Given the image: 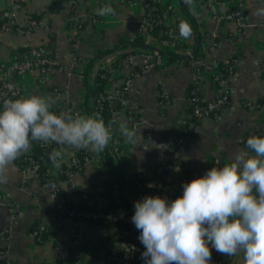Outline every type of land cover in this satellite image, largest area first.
Segmentation results:
<instances>
[{"label": "crops", "instance_id": "1", "mask_svg": "<svg viewBox=\"0 0 264 264\" xmlns=\"http://www.w3.org/2000/svg\"><path fill=\"white\" fill-rule=\"evenodd\" d=\"M99 1L78 0L81 18L73 22L68 7L64 6L55 12L49 10L52 0H20V6L13 12L15 20L21 22L30 15H37L42 22L28 33L21 28H0V64L3 67L13 65L15 51L26 44L43 46L47 58L52 62L43 76L39 77V73L34 70L17 78L23 97H49L56 101L51 109L56 113L77 111L78 114L87 115V107L93 108V99L85 98L87 85L93 84L98 67L111 66L114 60L119 61L120 56L114 51L88 65L89 59L96 50H110L122 39L132 38L142 14L141 6L137 3L104 0L115 8L116 14L103 16L104 20L94 22L90 16L98 9ZM158 1L167 8L168 5L173 6L170 14H176L180 24L190 26L187 12L193 17L202 35L198 46L199 57L184 64L183 60L172 59L169 54L163 53L162 65L130 75L132 82L120 96L130 102L132 108L129 110L120 104L119 107L115 106L118 107L114 110L117 122L111 126L113 138L107 147L121 156L123 167L128 173L144 171L150 179L158 177L163 163L169 160L170 152L178 147L180 158L176 178L190 175L195 179L203 176L211 167H222L229 163L238 150H246V140L250 135H264V105L256 103L264 92V15H254V12L264 8V0H215L214 7H210L205 0H193L191 5L185 2L180 5L178 0ZM10 7V0H0V18L8 17V23ZM236 7L243 12L242 24L221 17ZM161 32H158L161 39L150 34L144 38V43L149 48L161 51L192 49L191 36L183 46L174 48L171 39ZM138 51L136 49L127 55L133 57L132 63L124 61L125 56L120 60V68H111L116 71L113 75L109 74L110 80L104 86L107 94L120 87L118 81L131 73L132 68L140 67ZM234 54L237 59L234 73L216 86L209 67L225 64ZM9 74L10 79L16 78L10 70ZM189 84L196 86L199 97L207 103L219 102L218 108L223 100L230 104L221 107L214 118L198 113L197 123L188 126L186 129L189 132H185L183 125L189 117V101L184 94ZM242 100L245 104L240 103ZM3 104H0V110ZM133 105L140 110L141 121L135 129L141 130L143 141L146 143L151 140L166 148L158 149L149 145L150 150L144 151L139 146V139L136 146L125 143L119 125L127 121L129 129H134L131 112L136 107ZM177 135L183 138L179 144L177 141L181 139L177 140ZM78 150L67 145H57L53 149L61 151L60 162L66 165H69L71 153H77ZM84 150L89 153L84 167L69 180L77 183L81 190L90 191L92 196L102 197L104 175L97 171L100 152ZM57 168L51 160L48 162V170L55 177L59 171ZM7 177L6 183H0V247L4 249L3 256L11 264H56L57 258L66 257L60 245L74 231L73 222L65 219L59 228L47 226L48 237L45 241H35L31 231L52 209L54 201L51 194L38 181L31 167L19 169L14 162ZM69 180L59 179L64 187L68 186ZM94 203L99 205L96 201ZM8 206L12 207L11 212L6 208ZM80 233L92 244L104 236L97 225L90 223H83ZM94 254L98 259L99 252ZM226 264H244L243 253L233 256Z\"/></svg>", "mask_w": 264, "mask_h": 264}, {"label": "clouds", "instance_id": "2", "mask_svg": "<svg viewBox=\"0 0 264 264\" xmlns=\"http://www.w3.org/2000/svg\"><path fill=\"white\" fill-rule=\"evenodd\" d=\"M191 5L193 0H184ZM109 4L97 15L112 16ZM264 15V8L254 12ZM180 34L189 38L191 28L180 25ZM58 99V98H57ZM55 100L38 95L8 99L0 110V183L32 142L56 143L76 149L103 152L112 140V127L99 114L90 116L70 111H52ZM125 143L144 151L154 141H143L140 129L119 125ZM59 167L61 151L50 153ZM183 193L174 200L145 196L134 203L132 223L140 231L145 264H210L209 248L228 257L243 253L244 264H264V135H250L246 150H238L222 167H211L203 176L182 185Z\"/></svg>", "mask_w": 264, "mask_h": 264}, {"label": "built area", "instance_id": "3", "mask_svg": "<svg viewBox=\"0 0 264 264\" xmlns=\"http://www.w3.org/2000/svg\"><path fill=\"white\" fill-rule=\"evenodd\" d=\"M11 1V11L8 15L10 17L9 25L15 24L18 26H27L25 30L26 33L31 32L32 29L37 28L41 24V19H28L26 17L21 22L15 20L13 17V12L18 9L20 6V0H10ZM126 1V0H125ZM179 4L182 5L184 0H178ZM130 4L137 3L141 6L142 14L140 19L137 22L136 31L140 33L142 36L146 37L151 34V30L155 25L161 24L163 26L162 32L164 35H167L171 39L172 46L175 45V48L183 45L186 41V38L182 37L180 34V23L179 19L176 17V14L171 15L170 11H172L173 6H169L165 11L161 13H155L153 7H150L145 0H128ZM210 7H214L216 5L215 0H205ZM63 5L68 7V9L72 8L75 10L73 14H71L70 18L73 22H77L79 18H81V14H79L78 0H65L63 1ZM106 5L104 0L99 1L98 9ZM222 18L228 20H234L237 23L242 24L243 22V12L236 7L235 9H231L230 11H226ZM90 18L95 22L99 20H104L103 16L97 15V10L93 15L91 14ZM189 39V38H187ZM191 45V44H190ZM29 49L22 54L15 55V61L13 65L10 67H3L0 64V104H3L5 100L8 99H16L22 98L23 94L21 93L20 84L17 78L23 76L25 73L33 72L34 70L39 73V77L43 76L48 67L52 64L51 60L47 58L45 48L43 46H30ZM155 49V48H153ZM157 50V49H155ZM151 50L150 48H142L138 52L141 57L140 67L143 68V71H148L153 67L160 66L163 64V57L161 54L156 51ZM186 56L191 55L190 47L183 49L181 51ZM236 54H234L230 59L224 64L229 68L235 67L236 64ZM133 57L131 55L127 56L124 61L128 63H132ZM182 60V59H181ZM180 60V61H181ZM113 61V60H112ZM108 66H101V68H108V72L110 75H113L114 71L111 70ZM99 68V67H98ZM214 83L219 80L220 71L218 67L210 66L209 67ZM9 70L11 74L16 78L9 77ZM127 75L124 78H121L118 82L120 83V87L116 89L115 92L109 93L106 95L105 99L109 101L113 106H119V104L124 108H132L130 102H127L123 96H120V93L126 91L129 85L132 82L133 73L125 74ZM219 102H208L205 106L198 111L199 114L206 115L208 112L218 108ZM133 107H136L133 105ZM73 114H77V111H70ZM134 120L132 122V127L135 129L138 123L141 121L140 110L136 107L132 112ZM117 114L113 111L111 113V125L112 127L117 122ZM180 142L177 141V144ZM77 153H71L69 157V165H76ZM177 149L172 151V159L165 161L163 163V167L158 175V177H154L150 179L146 173L138 172L135 177H131L133 181L137 183V186L145 192L146 196H159L161 198L167 197L169 201L175 199L176 196L183 193L182 185L184 183L190 182L193 179L188 178L186 175H181V177L176 178V168H177ZM26 159L30 163L31 169H35L36 164H34L33 160L29 156V151L26 153ZM218 160H215L217 163ZM58 169V168H57ZM35 172V171H34ZM75 173V171L67 170L68 179ZM35 174V173H34ZM68 181V186L64 187L61 182L54 177L53 180H50L47 185H45L51 197L54 201L53 207L50 212L47 213L45 219L38 223V225L31 231L32 236L35 241H39L42 235V232L47 229V226H51L53 228H59L63 225L65 219H70L74 224V231L70 232L66 239L61 243V249L66 253V257L60 262L56 264H72L69 262L67 258L68 249L72 248L74 250L75 262L73 264H107L101 258L98 259L94 256V254L90 251L91 242L85 239L80 233V227L83 223L95 222L99 221L97 225L102 231L103 235L106 236V240L104 243V248L107 249V259L109 262H114L112 264H141L144 262L141 259V254L145 250L143 244L138 239L140 235V231L136 229L135 225L131 221L132 215H124L120 208L115 211H105L102 209H77V208H67L65 204V198H74L77 199V196L71 192V189H77L82 191L77 183L72 181ZM113 196L116 201H118V185L113 181ZM137 200H141L137 197ZM94 201L98 202V206L105 207L107 204L106 200L103 197L98 195H93L91 199H88L87 203H93ZM1 204V203H0ZM9 212L12 211L11 207H6ZM116 222H120V226H116ZM87 247L85 250H77L78 248ZM209 248L212 253L210 264H226L231 261L233 257H228L227 255L218 253L214 249H212L211 244H209Z\"/></svg>", "mask_w": 264, "mask_h": 264}, {"label": "trees", "instance_id": "4", "mask_svg": "<svg viewBox=\"0 0 264 264\" xmlns=\"http://www.w3.org/2000/svg\"><path fill=\"white\" fill-rule=\"evenodd\" d=\"M63 1L65 0H52V5L49 8L50 11L55 12L57 10L62 9L65 5H63ZM128 1V0H126ZM150 7H153L155 10V13H161L162 11H165L167 8L163 6L161 3L159 4L158 0H145ZM75 12L74 9L70 8L69 9V14H73ZM187 15L190 19V28H191V37H192V49H191V55L186 56V54H183L181 51H169V50H155L152 47H150L151 50H155L159 54H169L172 59H182L184 64H188V62L191 59H195L199 57V49L198 46L200 44L202 35L198 31V24H195V20L193 17L189 15L187 12ZM8 17H1L0 18V28L2 30H11L17 28V25L12 24L9 25L7 22ZM39 17L37 15H30L28 19H38ZM9 19V18H8ZM72 22V21H71ZM70 22V23H71ZM18 28H21L23 31L27 29V26H18ZM163 26L161 24L155 25L153 29L150 31L152 35L157 36L159 39H161L162 36L159 37L158 32L162 31ZM33 30V29H32ZM144 36H142L140 33L137 31L134 33L133 37L124 40L122 39L119 41L114 48L107 50V49H101V50H96L92 57L88 61V65L91 64L94 60L102 57L103 55H107L110 53H113L114 51H117L120 59L114 60L111 63L110 68H117L121 67V62L120 60L123 59V57L127 56L130 53L135 52V50H140L142 48H149L148 44L144 43ZM124 42V43H123ZM183 46V45H181ZM129 47V48H127ZM29 45L26 44V46H21L18 47V49L15 51V55H20L27 51L29 49ZM135 48V49H134ZM175 48V45H174ZM218 69L220 71V76L219 80L215 82L216 86H218L221 82L222 79L226 78L229 76V74H233L235 71L234 67H228L225 66L224 64L218 63ZM143 68L142 67H137V68H132L131 73H142ZM109 72L108 68H98L94 78H93V84L91 86L86 87V92H85V98L91 97L93 99V108L87 107V115L90 116L94 113L99 114L100 116L103 117L104 122L106 125H109L111 123V113L115 110L118 109V107L113 106L112 104L109 103L108 100L105 99L107 93L104 90L105 84L109 81ZM185 98L189 101L188 105V114L189 117L186 118L184 121V129L185 132L187 131L186 128L188 126H193L195 123H197L198 119V111H200L205 104L207 103L204 100H201V98L198 95V91L196 89V86L193 84H189L186 88ZM241 104H245V101L242 100L240 101ZM256 103L260 106L264 105V92L263 94L257 99ZM230 103L226 100L221 101L219 108H216L210 112H208L206 115L214 118L218 115L219 109L221 107H227ZM131 112V111H130ZM132 113V112H131ZM130 113V114H131ZM132 117V115H130ZM134 120V117H133ZM184 132V133H185ZM189 132V129L188 131ZM186 134V133H185ZM177 140H180L179 142L181 143L183 138L180 137L179 135L176 136ZM57 146L56 143H49L45 144L42 142L34 141L32 143V147L29 151V156L31 159L34 161L33 163L36 164L34 173L38 181L44 185H47L50 180H53L55 177L52 175L49 170H48V162L50 161V153L53 152V149ZM177 153L178 157L176 162H178L180 158V149L177 147ZM88 152L85 151L84 149H79L77 152V163L76 165H66L64 162H60L59 164V171H57L56 177L58 180H67L68 179V174L67 170H72L75 172H80L81 169L84 167V163L86 159L88 158ZM169 160L172 159V152H170V155L168 156ZM217 160V159H216ZM15 164L18 166L19 169H23L25 167H30L29 161L26 159V153L22 154L16 161H14ZM218 163V161H217ZM123 161L121 156L117 155L115 152L111 151L108 147L105 148L103 152H100V163L97 167V171H99L100 174H103L104 177L102 179V187L103 191H101V196L107 201L105 207H100L97 206L96 203H90L88 204L87 201L88 199H91L92 193L87 190H82L79 191L76 188L71 189V192L74 193L77 196V199L74 200L71 197L70 198H65V204L67 205V208H77V209H102L105 211H115L118 208L121 209V211L124 213V215H133L134 214V203L137 200V197H139L141 200L146 196L145 192H142V190L137 186V183L131 179V177H135L138 172H144V171H130L129 173L124 169L123 167ZM188 178L192 179L190 175H186ZM113 181L116 182L118 185V201L114 199L113 196ZM68 184V183H67ZM182 194H179L178 196H181ZM176 196V197H178ZM175 197V198H176ZM11 207V206H8ZM12 208V207H11ZM51 209L48 210L50 212ZM90 224L98 225L99 221L95 222H88ZM116 226H120V222L115 223ZM38 225V224H37ZM36 225V226H37ZM34 226V228L36 227ZM33 228V229H34ZM48 237V232L47 229H45L42 232L41 238L38 241V243H43L45 239ZM106 240V236H102L96 244H91L90 246V251L94 254L99 252V259L101 258L106 262L107 264H112L114 262H109L107 259V249L104 248V243ZM87 247L83 248H78L77 250H85ZM68 254H67V260L71 263L75 262V255H74V250L72 248L68 249ZM4 249L0 247V264H11L9 259L3 256ZM96 256V254H94ZM64 258H57L56 263H60ZM145 264V262L141 263Z\"/></svg>", "mask_w": 264, "mask_h": 264}]
</instances>
